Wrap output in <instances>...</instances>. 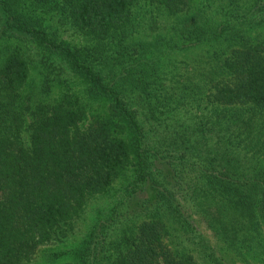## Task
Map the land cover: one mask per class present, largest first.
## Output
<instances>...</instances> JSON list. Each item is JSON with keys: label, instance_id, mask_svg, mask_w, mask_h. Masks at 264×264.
Listing matches in <instances>:
<instances>
[{"label": "trees", "instance_id": "16d2710c", "mask_svg": "<svg viewBox=\"0 0 264 264\" xmlns=\"http://www.w3.org/2000/svg\"><path fill=\"white\" fill-rule=\"evenodd\" d=\"M0 264H264V0H0Z\"/></svg>", "mask_w": 264, "mask_h": 264}, {"label": "rangeland", "instance_id": "374dc122", "mask_svg": "<svg viewBox=\"0 0 264 264\" xmlns=\"http://www.w3.org/2000/svg\"><path fill=\"white\" fill-rule=\"evenodd\" d=\"M65 36L69 40H76V41L80 40L77 36L75 35L73 36L71 31H68Z\"/></svg>", "mask_w": 264, "mask_h": 264}]
</instances>
